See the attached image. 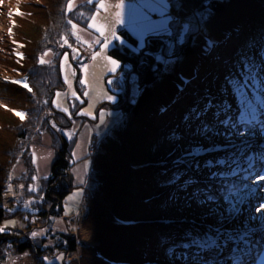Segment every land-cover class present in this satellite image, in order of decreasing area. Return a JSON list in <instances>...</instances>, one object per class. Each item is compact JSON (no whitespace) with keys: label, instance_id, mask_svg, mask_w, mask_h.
<instances>
[{"label":"trees","instance_id":"obj_1","mask_svg":"<svg viewBox=\"0 0 264 264\" xmlns=\"http://www.w3.org/2000/svg\"><path fill=\"white\" fill-rule=\"evenodd\" d=\"M67 2L5 0L7 19L0 35V73L7 74L0 80V227L9 220L15 223L0 232V264L24 252L36 264H160L181 260L178 251L169 255L168 247L187 242V233L203 235V230L163 221L169 196L156 197L148 190H171L180 182L173 180L175 174L188 176L191 165L197 168V164L206 163L193 155L175 160L191 149L189 144L186 149L179 148V153L163 157L154 150L159 140L178 132L173 117L177 115L178 121L183 113L180 118L184 121L195 109L203 110L209 97L212 103L205 113H219L215 106L221 98L235 93L225 81L230 73L239 74L236 69L224 70L219 53L232 46L236 63L242 61L240 52L252 55L264 49V0H169L168 13L180 17L177 28L188 22L194 30L186 33L183 47L176 44L180 31L175 33L174 58L168 57L170 43L162 40L163 34L146 35L144 45L138 48L132 32L124 26L117 29L120 39L108 53L122 62L118 72L123 82L113 106L122 108L123 114L99 138L81 205L75 211L76 227L60 229L53 222L62 215L63 198L72 187V162L69 140L49 126L53 114L64 117L59 111L52 112L51 98L54 89L62 87L60 58L70 50L61 47V37L70 44L76 42L68 21L89 29L97 0L79 1L71 11ZM47 50H52L53 56L49 64L42 65L39 57ZM16 53H22L23 59ZM132 75L139 88L134 101L129 99ZM17 77L25 78L32 91L13 83ZM184 103L187 110L182 112L178 107ZM13 109L24 112L26 119L21 121ZM65 121L64 117L60 123ZM42 122L46 130H52L56 150L48 174L36 179V190L29 191L36 171L27 141ZM19 158L25 168L12 176V163ZM188 181L195 184L194 178ZM11 192L22 195L9 198ZM34 231L42 234L33 237ZM81 231L87 236L80 235Z\"/></svg>","mask_w":264,"mask_h":264},{"label":"rangeland","instance_id":"obj_2","mask_svg":"<svg viewBox=\"0 0 264 264\" xmlns=\"http://www.w3.org/2000/svg\"><path fill=\"white\" fill-rule=\"evenodd\" d=\"M79 1L82 0H73V7H75ZM98 2L99 0H97L96 9L93 14L97 16L98 24L106 26V34L110 35V29L114 26L116 29V35L118 36L117 29L124 26L137 38L138 48L144 45L146 35L142 40L138 34L140 30V13L145 11L144 0H123L122 9L115 7L116 4L120 3V0H104V3L106 4L105 9H99L97 7ZM6 7L8 8L5 0H0V35L3 32V27L7 19ZM117 11L121 12L123 23H115V13ZM151 18L152 20L157 21L160 19V16L156 13H152ZM182 23L185 24L188 22ZM171 31L173 33L174 29ZM181 31L179 32V40L177 39L178 42L183 41L186 34L184 33L182 37L180 35ZM77 32L82 40H87L91 44V47H89L88 44L83 43L82 40L76 38V42L71 45L78 49L79 57L77 59H72L71 48L69 51H65L69 53V63L72 66L71 68L66 69L68 78L72 82V88L69 89L68 85L65 84L64 73L60 70L59 62L62 87L54 89L51 98L52 112H61L67 121L60 123L64 117L60 115L55 116V114H53L49 126L55 131L62 133L69 140L71 148L70 159L72 162L70 170L72 175V187L63 198L62 215L56 217L53 222V225L60 229L68 227L66 220L67 217L73 214L81 205L84 183L89 172L92 156L98 150L99 138L105 133H108L123 114L122 108L113 106L118 99L119 95L117 92L120 90L123 82L120 73L118 72L122 62L108 53L109 47L112 46L117 39L113 38L109 47L103 50V55L96 60H93L91 58L92 53L101 51L100 44H96L95 40L100 39L102 41L103 37H100L94 29H86L80 26H78ZM164 35L168 34L164 33ZM169 42L170 44L167 48V54L169 58H174L172 57V53L175 52L173 49L174 41L168 39V43ZM231 49L232 46L229 49H222V52L219 53L223 61V68L227 71L230 69L235 70L234 65L238 67L240 62L238 60V62L233 63L237 59L235 55L233 56V51H231ZM63 54L60 61L63 58ZM242 54L244 53L240 52V56H242ZM52 56L53 51L50 50L49 56L46 57V59H50ZM104 56H111L119 62V66L115 72L107 71L109 65H107ZM169 58H167V62ZM84 64L89 66L87 72L81 71V66ZM73 70L76 72L75 77L72 76ZM234 74H236V72H234ZM6 75L7 74L4 72L0 73V80H5L7 77ZM262 75H264V73H262ZM81 78H86L88 83L81 84L79 82ZM18 79L20 80L21 77L15 78V80ZM109 80L112 82L109 83ZM73 90L77 93L78 98L71 96V91ZM129 90V99L130 101H134L139 88L136 78H134L133 75L129 81ZM57 92L62 93V96L59 98V103L68 107V113L53 106L52 101L56 98L55 94ZM85 92H87L88 95H85ZM102 93L111 95L114 99L111 101L103 99ZM215 96L217 97L218 94L216 93ZM238 98L239 95L237 93L231 92L227 93L225 99L221 98L222 100L220 103L215 106L219 110V113H217L219 119L226 120L233 118L232 114H236L239 118L241 104ZM89 107L92 112L91 116L78 114L82 113L83 109H88ZM181 108L179 106L178 110H182V112L183 109L187 110L186 104L184 103ZM101 112H103L102 117L100 115ZM224 112L227 113V116L222 115ZM229 114L231 116H229ZM205 115L206 116L203 119H198L196 116L189 113L186 116L190 117V119H185L184 121H181L183 113L180 114L181 118L180 116L178 117V121L177 115L173 117L175 122H177L178 132L171 137H163L159 140L154 151L155 153L159 152L160 157H163V155L169 153L177 154L180 152L179 148L186 149L189 144L193 150H190L189 152L187 151V153H183L180 156H176L175 160L188 158L190 155H193V157L199 159L200 162H205L206 165L197 164L199 166L198 171L197 168H194V166L191 165V172L188 173V176L180 177V182L172 187L171 190L161 192L153 187L150 191L148 190V192L149 194L151 192V195L156 197L162 196L163 194L166 198L169 196L167 204L163 209L162 217L168 219L167 221L172 224H178L180 227L183 226L187 228L191 226L190 228H192L193 225H196L197 230H203L202 233L209 231L210 235L215 231L223 229L228 235H231V233L239 232L247 226L254 228V231L257 233H261L264 220L260 218L264 216L258 215L251 210V205L256 204L255 207H253V209L256 210L264 199L261 195L264 190L263 179L262 182H254V180L259 178L260 175H263L264 129H262L259 124H256L251 128H246L243 125L231 127L228 124L217 123L213 114L209 116L205 113ZM58 119H60V121ZM204 121L211 126L212 130L208 133H204L202 130L198 131L200 123ZM53 125H55V127H53ZM37 131L36 134L29 138L27 145L32 160L33 153H35L36 162L33 163L36 171L35 176L36 179H40L48 174L56 148L52 138L53 134L51 129L46 130L42 122ZM256 152L260 153L259 156H255ZM187 154H189L188 157ZM158 160L159 159H156L155 162ZM257 161L258 164L254 165ZM24 168L23 159L19 158L18 160H15V162L12 163L11 175L17 176L21 174ZM249 169L250 174L247 173V170ZM233 173H235V175H233ZM185 177L187 179H184ZM192 178H194L195 184H189L188 186V184L184 183ZM33 185L37 187L38 181L36 180ZM237 188H242L243 191L237 192ZM230 189L235 190L233 192V199L231 200L232 204L237 203V198H240L243 201L238 203V207L241 211L232 218H228L230 202L225 198ZM78 190L80 194L75 195ZM198 190L213 195L216 199L213 201H205L201 204L198 199H193L189 195V193H194ZM20 195L22 194L11 192L8 194V197L17 198ZM73 196V199H69V197ZM173 197H176V199H173ZM185 197H187V199ZM178 219H181V221ZM16 225L19 226L20 222L16 221ZM80 235H83L84 237L87 236V234L82 231ZM255 236L253 238H255ZM236 243L239 244L240 241L237 240ZM226 247L231 248L235 247V245H227ZM263 247L264 244H260L256 251ZM177 251L180 253V251L183 250L177 249ZM191 251L196 252L197 249L192 248ZM229 252L230 251L227 250H221L220 254L217 255L215 251H209L202 253L201 255L209 261V264H211L213 257L219 259L221 264H232V260L228 259L232 256V253ZM254 252L255 250H253L249 259H244V261H240V263L245 264L246 262V264H253L251 262L253 261ZM247 253L248 247L244 251V254ZM6 264L36 263L31 258L30 254L24 252L20 255H13L8 259ZM160 264H185V262L181 259L172 263L162 262ZM189 264H191V262H189Z\"/></svg>","mask_w":264,"mask_h":264},{"label":"snow or ice","instance_id":"obj_3","mask_svg":"<svg viewBox=\"0 0 264 264\" xmlns=\"http://www.w3.org/2000/svg\"><path fill=\"white\" fill-rule=\"evenodd\" d=\"M91 3V0H89ZM97 7L99 9H105L106 4L104 3V0H99ZM116 8L122 9L123 8V0H120V3L115 5ZM73 8V0H68L67 2V10L71 11ZM144 8L145 11L140 13V30L139 35L141 39L143 40V37L148 34H155L159 35L161 33H167L169 36L172 35V31L169 29V22L172 21L175 24H179L178 20H175V18L168 14L169 10V0H144ZM156 13L160 16V19L157 21L152 20L151 14ZM17 14L19 13V10H17ZM116 21L115 23H123L121 19V12L117 11L115 13ZM195 18V17H194ZM200 19H203L201 16ZM68 23L71 25L72 35L75 36L78 40H82V38L78 35L77 29L78 25L76 23H73L71 20L68 21ZM87 28L94 29L100 37H103V40L96 39L95 43L100 44L101 51L92 53L91 58L93 60H96L97 58L101 57L103 55V50L107 49L109 45L112 42V39L119 40L120 37L116 35V29L114 26L110 29V35L106 34V26L103 24L97 23V16L93 14L90 18V21L87 24ZM192 30L190 23H185L183 25L182 31L180 35L183 37L184 33H188ZM9 34L12 32V28L8 29ZM62 44L61 47L68 46L72 49V59H77L79 57V51L77 48L72 47V45L69 43V40L65 37H61ZM83 43L88 44L89 47H91V44L87 40H82ZM15 43V41H14ZM212 42H209V47L211 48ZM50 50L43 52V54L39 57V63L49 64L50 60L46 59V57L49 56ZM16 55L23 59L22 53H16ZM259 56L260 59L257 61L256 56ZM104 59L109 65L107 67V71L109 72H115L117 67L119 66V62L116 59H113L111 56H104ZM167 63V61H165ZM71 64L69 63V53L65 52L63 54V58L60 61V70L62 73H64V82L68 85L69 89L72 88V82L69 80L66 69L71 68ZM88 65L84 64L81 66V71L87 72L88 71ZM234 68L238 72V76H234L233 74H229L228 77H226V85L230 84L232 85L233 91L237 93L240 97V104H241V111L239 118H230L226 120L219 119V116L217 113H213L214 118L216 119L217 123H223L228 124L231 127H237L238 125H243L246 128H251L255 126L256 124H259L262 129H264V49H261L258 53H253L252 55L248 54H242V61L239 62V67L234 65ZM72 76H76L75 70L72 71ZM239 77H242L239 78ZM13 83H16L18 85H22L23 88L27 89L29 92L32 91V88L29 86V84L26 81L22 80H14ZM81 84H87L88 81L86 78H81L79 80ZM112 81L109 80V83ZM226 90V89H225ZM85 95H88L87 92L84 93ZM56 98L53 99L52 104L54 107L62 110L65 113L69 112V109L67 106H63L59 103V98L62 96L61 92H57ZM72 97H77V93L73 90L71 91ZM103 99L106 100H113L114 97L111 95H107L106 93H102ZM212 103L211 97L208 98V104L204 106V109L201 110L200 108H197L194 110L192 115L196 116L198 119H203L204 113L208 110L209 105ZM6 107V106H5ZM91 107V106H90ZM90 107L88 109H83L82 113L78 114H86L88 116L92 115V112L90 111ZM14 112V115H16L21 121H24L26 119V114L22 111L18 110H12ZM101 117L103 116V112L100 113ZM222 115L227 116V113L224 112ZM186 120L190 119V117H186ZM55 127V125H53ZM203 131L204 133L210 132L211 126L206 122L200 123L198 127V131ZM33 163L36 162L35 159V153H33ZM199 170V166L197 165V171ZM235 175V173H233ZM180 179L179 174H175L173 176V180L178 181ZM261 179H264V177H261ZM32 180H36V176L32 177ZM185 184H189L190 181H185ZM23 187V186H22ZM29 191H35L34 185L28 186ZM9 189H11V185H9ZM186 190V189H185ZM234 189H230L226 195V199L230 202V210H229V217L232 218L236 214H238L241 210L238 207V203L242 201V199L237 198V203L232 204L231 200L233 199V192ZM79 190L75 195H79ZM189 195L193 199H198L201 204H203L205 201H213L216 199L215 196L206 194L202 191H197L194 193H189ZM73 197H69V199H73ZM187 199V197H185ZM173 199H176V197H173ZM243 202V201H242ZM215 211V210H214ZM259 211V209H257ZM67 214V213H66ZM260 219L264 220V217H261ZM14 221H7L4 227H0V232L5 231L7 226H10L14 224ZM211 227V226H210ZM42 233L38 232H32L31 235L33 237H36L38 235H41ZM260 235V244H264V231H261V233H257L254 231V228L245 226L241 231L231 233V235H228L227 232L223 231V229L219 231L213 232L212 235H209L207 232L203 235H193L192 233H187L186 238L187 242L175 244L174 247H168L167 251L169 255H175L177 249H182L183 251H180L179 258L182 259L185 264H209V261L205 259L202 253L209 252V251H215L217 255L220 254L221 250H227L232 253V256L228 259L232 260V264H237V262L244 261V251L250 244L257 243L256 240L253 239L255 235ZM239 240L240 243L237 244L236 241ZM165 244L167 243H173L171 241H164ZM234 244L235 247H226L227 245ZM195 248L197 249L196 252H192L191 249ZM59 258V257H58ZM211 264H221V261L215 257H213ZM246 264V262H245Z\"/></svg>","mask_w":264,"mask_h":264},{"label":"bare ground","instance_id":"obj_4","mask_svg":"<svg viewBox=\"0 0 264 264\" xmlns=\"http://www.w3.org/2000/svg\"><path fill=\"white\" fill-rule=\"evenodd\" d=\"M191 92V91H190ZM193 92H191V94H192ZM171 113L173 112V110H169ZM168 112V111H167ZM229 116H231L230 114H229ZM232 117H235V118H237L238 119V117H237V115L235 114V115H233L232 114ZM204 118V117H203ZM217 126V125H216ZM259 149H261V148H259ZM259 152H256V155L255 156H259ZM54 158V157H53ZM258 164V161L257 162H255L254 163V165H257ZM263 169V168H262ZM247 173L248 174H250V169L249 170H247ZM256 174H258V173H256ZM261 177H264V171H263V175H260V177L259 178H257V179H255L254 180V182H262V179H261ZM263 181H264V179H263ZM237 190V192H242L243 191V189L242 188H240V189H236ZM261 195L264 197V190H263V192L261 193ZM256 205V204H255ZM255 205H251V210H253L256 214H258V215H261V216H264V199H263V201L261 202V204H260V206L257 208V209H259V211H257V209L256 210H254L253 209V207H255ZM264 223V222H263ZM262 231H264V224H263V227H262ZM254 240H256L257 241V243H254V244H250V245H248V253L247 254H244L243 253V255H244V259H249L250 258V256H251V253L253 252V250H256L257 248H258V246L260 245V243H259V240H260V235H257V236H255V238H253ZM246 250V249H245ZM222 251H224V250H222ZM230 253V252H229ZM228 253V254H229ZM230 255V254H229ZM260 258V257H259ZM251 263H253V262H251ZM258 263H260V264H264V250H263V252H262V254H261V258L260 259H258ZM237 264H241L240 262H238ZM254 264V263H253Z\"/></svg>","mask_w":264,"mask_h":264},{"label":"water","instance_id":"obj_5","mask_svg":"<svg viewBox=\"0 0 264 264\" xmlns=\"http://www.w3.org/2000/svg\"><path fill=\"white\" fill-rule=\"evenodd\" d=\"M171 16H173L174 18H175V20H178V21H180V17H176L174 14H170ZM183 24V23H182ZM178 27V24H175V23H172V21H170V24H169V29H170V31L172 30V29H174V32L172 33V36H168V35H164V33H162L163 34V36L164 37H162V40H164V42L166 41H168V39H170V40H173V38L175 37V33L177 32H179V31H181V29L183 28V25H182V27L181 28H177ZM191 27H192V25H191ZM191 31H194L193 30V28H192V30ZM190 31V32H191ZM189 33V32H188ZM193 33V32H192ZM191 34V33H190ZM189 34V36H188V38L189 37H191L192 36V34L190 35ZM186 35V34H185ZM166 38H167V40H166ZM185 38V37H184ZM179 40V39H178ZM183 41H184V39H183ZM183 41H181V42H178L177 41V43L176 44H178V46L177 47H179V46H181L182 45V47L185 45V44H183L184 42ZM189 42V41H188ZM170 43V42H169ZM168 43V44H169ZM185 43H187V42H185ZM182 51V48H180V50H179V52H181ZM171 55V54H170ZM175 56H177V52H173L172 53V57H175ZM190 150H193V148L191 147V149ZM190 150H188V152L190 151ZM187 153V152H186ZM188 155L189 154H187V157H188ZM163 221H166V222H168L167 220L168 219H165V218H163L162 219ZM178 220H180L181 221V219H178Z\"/></svg>","mask_w":264,"mask_h":264},{"label":"built area","instance_id":"obj_6","mask_svg":"<svg viewBox=\"0 0 264 264\" xmlns=\"http://www.w3.org/2000/svg\"><path fill=\"white\" fill-rule=\"evenodd\" d=\"M77 218H78V211L74 212L73 214H71L70 216L67 217V225H69L71 228H75L76 227V223H77Z\"/></svg>","mask_w":264,"mask_h":264}]
</instances>
